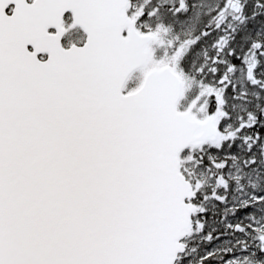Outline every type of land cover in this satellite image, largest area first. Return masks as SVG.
<instances>
[{
	"label": "snow or ice",
	"instance_id": "obj_1",
	"mask_svg": "<svg viewBox=\"0 0 264 264\" xmlns=\"http://www.w3.org/2000/svg\"><path fill=\"white\" fill-rule=\"evenodd\" d=\"M0 264H264V0H0Z\"/></svg>",
	"mask_w": 264,
	"mask_h": 264
}]
</instances>
